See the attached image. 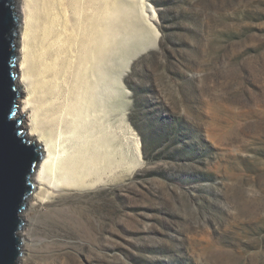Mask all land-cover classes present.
<instances>
[{
  "label": "rangeland",
  "instance_id": "obj_1",
  "mask_svg": "<svg viewBox=\"0 0 264 264\" xmlns=\"http://www.w3.org/2000/svg\"><path fill=\"white\" fill-rule=\"evenodd\" d=\"M117 2L87 100L94 130L119 153L121 178L52 182L41 202L32 192L19 257L264 264V0ZM20 7L14 0L18 26ZM90 139L83 131L79 145Z\"/></svg>",
  "mask_w": 264,
  "mask_h": 264
},
{
  "label": "bare ground",
  "instance_id": "obj_2",
  "mask_svg": "<svg viewBox=\"0 0 264 264\" xmlns=\"http://www.w3.org/2000/svg\"><path fill=\"white\" fill-rule=\"evenodd\" d=\"M108 1L18 0L24 21L18 26L22 28L23 48L15 86L26 97L18 99L16 115L22 121L21 129L26 130L22 135L41 148L43 158L31 177V197L37 191L35 197L40 202L50 194L47 187L50 189L52 182L72 185L86 182L91 175L105 180L110 172L113 180L121 178L117 149L113 146L110 151L108 140L94 130L99 126L88 120L93 107L87 98L93 80L98 78L92 69L96 65L103 72L105 34L117 21L118 2L110 0L109 6ZM75 53L72 67L69 60ZM75 89L78 95L72 98ZM94 96L100 112L98 89ZM83 131L89 132L91 139L80 146L78 139ZM26 212L23 210L21 217ZM24 245H20L21 254ZM18 261L24 264L22 257Z\"/></svg>",
  "mask_w": 264,
  "mask_h": 264
},
{
  "label": "water",
  "instance_id": "obj_3",
  "mask_svg": "<svg viewBox=\"0 0 264 264\" xmlns=\"http://www.w3.org/2000/svg\"><path fill=\"white\" fill-rule=\"evenodd\" d=\"M18 23L14 0H0V264H17L22 211L43 158L41 148L22 135L15 112Z\"/></svg>",
  "mask_w": 264,
  "mask_h": 264
}]
</instances>
